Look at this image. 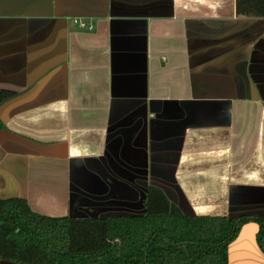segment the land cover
<instances>
[{
	"label": "crops",
	"instance_id": "1",
	"mask_svg": "<svg viewBox=\"0 0 264 264\" xmlns=\"http://www.w3.org/2000/svg\"><path fill=\"white\" fill-rule=\"evenodd\" d=\"M236 3L0 0V87L19 92L0 197L141 215L156 184L186 214L249 215L228 264H264V17Z\"/></svg>",
	"mask_w": 264,
	"mask_h": 264
},
{
	"label": "trees",
	"instance_id": "2",
	"mask_svg": "<svg viewBox=\"0 0 264 264\" xmlns=\"http://www.w3.org/2000/svg\"><path fill=\"white\" fill-rule=\"evenodd\" d=\"M237 12L264 17V0H237ZM19 92L0 87V105ZM5 127L0 117V128ZM242 214L190 215L156 185L141 215L50 216L24 197H0V258L24 264H228ZM264 245V222L259 218Z\"/></svg>",
	"mask_w": 264,
	"mask_h": 264
},
{
	"label": "built area",
	"instance_id": "3",
	"mask_svg": "<svg viewBox=\"0 0 264 264\" xmlns=\"http://www.w3.org/2000/svg\"><path fill=\"white\" fill-rule=\"evenodd\" d=\"M75 20L77 21L78 19L75 18ZM82 25H87L89 27H92V24H87L85 21H79Z\"/></svg>",
	"mask_w": 264,
	"mask_h": 264
}]
</instances>
